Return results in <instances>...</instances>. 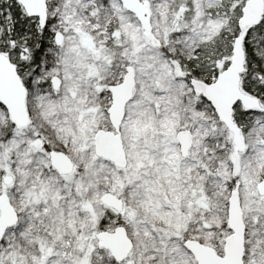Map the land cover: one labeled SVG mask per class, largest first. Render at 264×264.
Segmentation results:
<instances>
[{
  "label": "snow or ice",
  "instance_id": "6c2138e0",
  "mask_svg": "<svg viewBox=\"0 0 264 264\" xmlns=\"http://www.w3.org/2000/svg\"><path fill=\"white\" fill-rule=\"evenodd\" d=\"M0 264H264V0H0Z\"/></svg>",
  "mask_w": 264,
  "mask_h": 264
}]
</instances>
